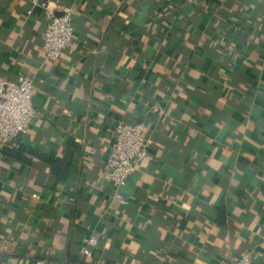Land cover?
Instances as JSON below:
<instances>
[{
	"label": "crops",
	"instance_id": "crops-1",
	"mask_svg": "<svg viewBox=\"0 0 264 264\" xmlns=\"http://www.w3.org/2000/svg\"><path fill=\"white\" fill-rule=\"evenodd\" d=\"M45 2L75 10L58 61L43 9L0 0V82L37 112L0 144V264H264V0ZM119 121L151 145L118 189Z\"/></svg>",
	"mask_w": 264,
	"mask_h": 264
},
{
	"label": "built area",
	"instance_id": "built-area-1",
	"mask_svg": "<svg viewBox=\"0 0 264 264\" xmlns=\"http://www.w3.org/2000/svg\"><path fill=\"white\" fill-rule=\"evenodd\" d=\"M46 16L42 51L47 60L58 61L73 45L75 32V10L39 3ZM34 82L29 76H19L15 82H0V144L9 145L25 134L37 112L34 106ZM144 123L117 122L115 139L110 146L102 176L118 189L127 184L136 171L137 163L147 158L151 141L145 136ZM99 246V236L89 235L85 240L83 253L92 258ZM37 264H44L38 261ZM231 264H256L251 252H243Z\"/></svg>",
	"mask_w": 264,
	"mask_h": 264
},
{
	"label": "trees",
	"instance_id": "trees-1",
	"mask_svg": "<svg viewBox=\"0 0 264 264\" xmlns=\"http://www.w3.org/2000/svg\"><path fill=\"white\" fill-rule=\"evenodd\" d=\"M6 146V145H5ZM4 145H3V148L5 149V148H7V146L5 147Z\"/></svg>",
	"mask_w": 264,
	"mask_h": 264
}]
</instances>
